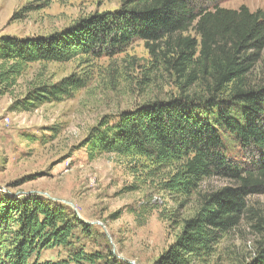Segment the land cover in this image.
<instances>
[{
    "label": "trees",
    "instance_id": "16d2710c",
    "mask_svg": "<svg viewBox=\"0 0 264 264\" xmlns=\"http://www.w3.org/2000/svg\"><path fill=\"white\" fill-rule=\"evenodd\" d=\"M200 4L123 0L114 11L88 15L47 36L0 37V95L9 93L31 64L114 55L134 41L163 57L185 86L207 83V96L146 103L122 113L115 123H102L86 143L92 156L109 153L146 161L152 176L170 170L164 188L173 194L191 196L203 179L213 176L240 182L205 196L156 264H194L211 256L223 235L240 223L247 197L264 193V11ZM259 68L261 77L254 79ZM81 86L82 80L73 76L53 85L40 83L27 93L24 105L29 109L53 102ZM221 131L257 152L251 168L226 158ZM86 227L43 198H0V264H125L83 249L69 261H32L43 251L70 247L74 232ZM250 264H264V240Z\"/></svg>",
    "mask_w": 264,
    "mask_h": 264
},
{
    "label": "rangeland",
    "instance_id": "374dc122",
    "mask_svg": "<svg viewBox=\"0 0 264 264\" xmlns=\"http://www.w3.org/2000/svg\"><path fill=\"white\" fill-rule=\"evenodd\" d=\"M122 2L0 0V37L47 36L88 15L114 11ZM203 4L264 11V0H201ZM261 72L257 69L252 77L260 78ZM71 76L82 80L80 88L26 109L34 85H53ZM208 88L206 82L185 86V79L163 57L150 54L143 41L114 55L31 64L17 85L0 95V198L37 196L62 206L87 226L74 232L70 247L43 251L32 261H69L83 249L125 264H156L205 196L239 186L235 179L213 176L203 179L191 196L173 194L164 188L170 170L152 176L146 161L109 153L92 156L86 146L102 123H115L122 113L181 95L207 96ZM221 135L226 158L251 168L257 152L230 134ZM263 240L264 193H253L240 223L223 235L214 254L194 264H250Z\"/></svg>",
    "mask_w": 264,
    "mask_h": 264
}]
</instances>
